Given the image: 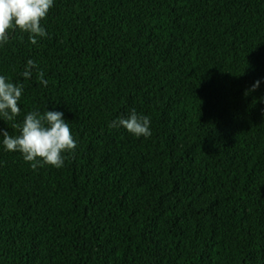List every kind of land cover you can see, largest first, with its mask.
<instances>
[{"label":"clouds","instance_id":"clouds-1","mask_svg":"<svg viewBox=\"0 0 264 264\" xmlns=\"http://www.w3.org/2000/svg\"><path fill=\"white\" fill-rule=\"evenodd\" d=\"M53 6L54 0H0V47L13 39L16 32L27 33L30 43L36 45L38 37L48 35L41 22L47 18ZM33 68H37L36 62L29 59L22 73L25 79L32 76ZM37 79L47 87L48 81L44 79L43 71H37ZM259 86L260 81L257 80L245 91V97ZM23 91V84L13 83L8 77L0 75V119L12 122L10 126L19 131L18 135H11L0 129L3 148L7 152H19L33 170L43 166L59 169L64 165L65 154H74L77 148L69 123L64 119L63 112L48 109L43 113L30 111L22 123H15L21 112ZM109 127H123L137 138L151 136L150 117L137 114L135 109L127 118L112 121Z\"/></svg>","mask_w":264,"mask_h":264}]
</instances>
